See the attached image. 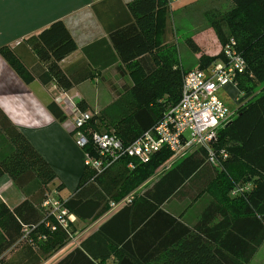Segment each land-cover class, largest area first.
Instances as JSON below:
<instances>
[{
  "label": "trees",
  "instance_id": "obj_1",
  "mask_svg": "<svg viewBox=\"0 0 264 264\" xmlns=\"http://www.w3.org/2000/svg\"><path fill=\"white\" fill-rule=\"evenodd\" d=\"M175 1L131 2L129 11L134 22L111 35L112 58L87 71L66 74L61 68L60 63L77 50V43L60 20L22 42L35 56L33 65H26L9 46L0 47V56L27 85L38 80L43 86L54 83L60 90L69 92L86 80H103L115 101L93 113L95 110L86 101L78 100L80 111L93 113L83 130L103 132L105 129L128 146L158 125L168 110L179 103L183 75L193 71L183 68L176 46L164 44L168 13ZM230 2L232 8L228 12L207 13L206 18L222 49L231 40L236 42L246 63L244 74L237 78V88L247 99L232 121L218 132L213 145L215 161L210 160L206 150H194L167 170L143 197L99 229L120 217H128L129 213L133 219L138 216L132 224L133 230L155 219V215L163 213L161 205L208 164L215 175L205 185V191L213 204L193 231L189 232L178 221L171 226L167 238L174 246L168 254L170 264H249L264 242V0ZM186 43L194 53H200L192 37ZM221 58V53L202 54L198 69L206 70ZM117 62L120 88L102 75L103 70ZM47 110L58 122L66 121L64 111L55 101ZM0 138L7 147L0 157V179L7 176L25 194V199L14 208L0 203V258L20 246L23 259L16 264H40L43 257L53 255L68 241V233L43 207L47 189L57 175L1 108ZM84 151L97 156L92 143ZM171 156L170 151L162 150L144 164L124 157L101 175L84 167L75 193L66 201L59 200L80 219L100 217L110 200L122 199L145 184ZM130 163L135 169H128ZM244 185L250 189L235 196L231 194ZM56 189L62 190V186ZM242 225H248V234L237 233ZM49 226L57 228L52 231ZM40 235L46 239L38 240Z\"/></svg>",
  "mask_w": 264,
  "mask_h": 264
},
{
  "label": "crops",
  "instance_id": "obj_2",
  "mask_svg": "<svg viewBox=\"0 0 264 264\" xmlns=\"http://www.w3.org/2000/svg\"><path fill=\"white\" fill-rule=\"evenodd\" d=\"M133 1L135 0H0V47L9 46L26 65L31 66L36 62L35 56L22 42L60 20L77 43V50L60 63L61 68L66 74H73L81 69L82 72L87 71L112 58L111 35L134 22L129 11V4ZM173 4H178L177 0ZM209 31L213 30L205 31L206 38ZM172 35L167 33L165 40ZM214 35L217 40V35ZM199 44L201 45L200 42ZM119 65L117 62L102 71V75L110 79L116 88L121 87ZM87 83H103L107 87L100 78L86 80L69 93L79 95L78 100H84L92 107L90 101L78 92ZM61 91L54 83L43 86L35 80L29 85L25 84L0 56V108L53 168L57 178L49 186H62V190L53 191L57 198L66 201L75 193L85 166L83 150L47 110L51 102H57ZM225 92L235 98L234 110H237L244 102V97H241L243 94L231 87L226 88ZM166 172L152 177L141 186L136 200L143 197V193ZM214 175L213 168L207 164L180 192H176L161 205L163 213L155 215V219L146 221L135 230L132 224L138 216L133 219L129 213L128 217H120L99 231L118 215L122 210L120 209L103 218L79 243H71L70 236L90 230L105 215L112 200L100 217L80 219L74 215L76 219L70 227L68 241L53 255L43 257L40 264H170L168 254L174 246L167 238L172 230L171 226L178 221L191 232L200 223L213 204L205 191V185L210 183ZM0 180L1 187L10 179L4 176ZM24 199L22 195L14 206H8L14 208ZM239 229L237 233L241 235L250 231L248 225H242ZM263 246L264 242L258 250ZM20 248L19 246L15 250L19 251ZM13 249L7 251L3 258Z\"/></svg>",
  "mask_w": 264,
  "mask_h": 264
},
{
  "label": "built area",
  "instance_id": "obj_3",
  "mask_svg": "<svg viewBox=\"0 0 264 264\" xmlns=\"http://www.w3.org/2000/svg\"><path fill=\"white\" fill-rule=\"evenodd\" d=\"M245 70V60L238 52L236 42L231 40L222 49V58L212 63L206 70L196 69L183 75L179 103L168 110L158 125L128 146L113 132L83 130L92 114L80 111L73 98L66 92L65 97L61 99L62 102H58L67 116L62 125L82 150L92 143L97 156L94 157L84 151V166L94 171L96 175L105 173L124 157L142 164L149 163L162 150L170 151L172 156L159 168L154 177L171 169L177 161L184 159L196 149L206 150L210 160L214 162L213 145L218 139V132L229 124L236 114V110H230L221 100L219 91L231 87L238 93L237 78L244 74ZM221 154L226 157L223 151ZM128 169L133 170L135 167L130 163ZM139 188L122 199L111 201L105 215L96 221L90 230L70 236L71 243H79L103 218L133 204ZM249 189V185H244L237 187L231 194L235 196ZM43 207L59 227L67 233L70 232L76 218L68 212L56 194L48 195Z\"/></svg>",
  "mask_w": 264,
  "mask_h": 264
},
{
  "label": "rangeland",
  "instance_id": "obj_4",
  "mask_svg": "<svg viewBox=\"0 0 264 264\" xmlns=\"http://www.w3.org/2000/svg\"><path fill=\"white\" fill-rule=\"evenodd\" d=\"M177 2L178 4L176 5L172 4L173 6L171 7L173 8L169 10L168 13L167 33L173 35L166 38V40L164 38V44H166V47L170 46L174 48L173 46H176L179 60L185 70H196L198 69V61L202 54L208 56H213L215 53L218 54L219 52L222 54L221 44L218 42V38V41L216 40L214 35L215 31L208 23L206 14L214 13L216 15H220L222 13H226L232 8V4L230 0H177ZM207 29H211L213 31H209V35H207L206 38L205 31ZM188 37L193 38L194 42L200 48V53H194L187 45L186 39ZM198 41L201 43V45ZM259 87L257 89H259ZM225 89L220 90L218 95L221 100L230 108V110L233 111L236 106L234 103L235 98L233 99V97L226 93ZM64 92L66 91H61L59 93V98L57 99L56 103H60V101L62 102L61 99L65 97ZM78 92L83 94L85 98L90 101L93 110H95L93 113H98L115 101L113 94L103 83L98 85L88 83L84 84L78 89ZM66 93H68L73 98V102L75 103L78 101V99H80L79 95L77 96L72 93L70 94L69 92ZM241 97H243V95ZM245 99L247 98L244 97V101ZM63 123H61V126L64 129V126L62 125ZM102 130L105 132V129ZM6 151V142L0 138V157L3 156ZM88 170L90 171V169ZM53 190L57 191V189L53 186H49L47 189L48 195H55L56 192ZM22 195L25 197V194L21 192L11 180H7V184L0 187V203L3 202L9 206H14V204L22 198ZM22 256L23 254L14 248L12 251H10L8 256L4 258L2 256V260L0 258V264H16L22 261ZM249 264H264V246L257 251Z\"/></svg>",
  "mask_w": 264,
  "mask_h": 264
},
{
  "label": "bare ground",
  "instance_id": "obj_5",
  "mask_svg": "<svg viewBox=\"0 0 264 264\" xmlns=\"http://www.w3.org/2000/svg\"><path fill=\"white\" fill-rule=\"evenodd\" d=\"M199 70H201V69H199ZM228 88V87H227ZM233 89V88H232ZM234 90V89H233ZM237 90H238V88H237ZM236 91V90H235ZM238 93H239V91H238ZM78 107V106H77ZM236 115V114H235ZM234 118V117H233ZM52 231H54L57 227L56 226H50L49 227ZM53 228H55V229H53ZM46 238H45V236H43V235H40V236H38V240H42V241H44Z\"/></svg>",
  "mask_w": 264,
  "mask_h": 264
}]
</instances>
